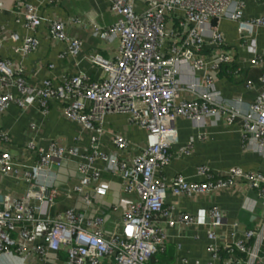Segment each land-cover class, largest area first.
<instances>
[{
  "label": "built area",
  "instance_id": "2783aa9c",
  "mask_svg": "<svg viewBox=\"0 0 264 264\" xmlns=\"http://www.w3.org/2000/svg\"><path fill=\"white\" fill-rule=\"evenodd\" d=\"M136 1L144 2L147 9L138 13ZM15 2L18 9L23 10L28 30L36 31L46 21L52 40L67 43L71 55L80 53L83 42L67 34L65 22L45 19L26 0ZM244 7L245 0H113L111 10L117 15L116 21L105 27L94 23L93 31L101 37L118 36L120 47L114 59L99 54L89 56V60L104 72L98 80L87 74L67 75L56 84L46 79L42 86H32L20 68L16 69L11 60L0 57V113L13 103L24 105L22 99L12 93L16 88L22 95L36 98L43 113H47L51 101H60L68 118L95 132L91 137V151L85 154L76 147L65 148L57 143H51L48 150L29 143L28 148L37 156L31 166L17 162L9 151L0 150L3 174H22L33 186L42 182L39 186L41 197L34 205H29L25 197L3 196L0 264L5 261L28 264L32 258L37 264H149L155 254L167 248L168 234L159 225V219L170 227L176 223L185 226L200 223L186 212H179L175 217V207L166 201L169 191L174 195H193L233 188L239 183L247 184L256 193L254 198L247 199L244 207L255 213L260 209V223L245 229L233 223L227 232L223 230L228 226L225 212L212 207L207 223V250L212 259L206 264H264L263 172L233 167L216 174L201 166L198 169L203 177L201 181L177 175L167 182L162 175L163 168L172 160L170 150L177 142L179 115L197 121L210 115H224L228 122L241 118L245 149L258 151L264 157V72L259 77L262 90L248 111L218 101L216 93L208 90L213 87L220 67L234 60L217 22L223 17L237 21L244 44L255 27H264V16L245 19ZM10 38L15 42L19 40L17 33H12ZM38 43L34 35H29L21 50L30 53ZM206 49L212 52L210 60L203 56ZM183 62L196 72H204L207 90L200 92L197 84L186 88L180 83L178 70ZM252 64L264 69V52L257 53ZM181 90L196 93L197 98L181 99ZM108 113H127L133 123L148 131V145L131 163L100 148L102 125ZM9 139V133L1 130L0 141L6 143ZM114 143L119 151L129 146L128 140L121 135L115 136ZM183 153L189 154L188 150ZM71 158H78L81 177L73 191L83 194L87 208L93 206L96 195L105 194L99 186L104 170L120 176L122 190L130 198L110 210L111 214H121L114 229L106 228L110 214L98 211L91 214L75 207L63 212L52 211L58 193L56 190L50 196L47 193L56 177L53 169L62 167ZM98 160L105 162V169L97 166ZM88 187H92L89 192L86 191ZM179 264L204 263L200 260L190 263L182 258Z\"/></svg>",
  "mask_w": 264,
  "mask_h": 264
},
{
  "label": "crops",
  "instance_id": "0c3cea01",
  "mask_svg": "<svg viewBox=\"0 0 264 264\" xmlns=\"http://www.w3.org/2000/svg\"><path fill=\"white\" fill-rule=\"evenodd\" d=\"M45 19H58L66 23V32L70 37H77L83 42L78 55L69 54L68 44L54 41L49 37V25L45 21L36 31L26 28L23 10H19L15 0H0V57L12 61L16 69H21L24 78L32 86H42L43 81L50 79L58 83L64 76L87 74L98 80L104 76L101 67L89 60V56L99 54L106 59H114L120 47L118 36L101 37L93 31L94 23L105 27L117 19L111 10L113 0H26ZM138 13L147 9L142 1H136ZM264 16V0H245L244 18L253 19ZM78 20L79 22L74 21ZM171 22V21H170ZM172 22L169 24L171 26ZM226 42V48L232 52L235 68L231 76H219L214 80L213 87L207 85L204 72H196L188 63H180L178 79L186 88L197 84L198 91L209 88L215 92L216 98L222 103L234 104L243 111H248L257 93L262 90L259 82L261 68L252 64L257 53L264 52V27H255L248 37V42H242V34L237 21L223 17L218 22ZM17 33L18 41L10 38ZM34 35L39 43L30 53H24L21 47L27 36ZM15 48L19 50L16 51ZM212 52H204L203 56L211 59ZM53 65V67H50ZM197 91V92H198ZM15 97L21 98L24 105L13 103L3 113H0V131H7L10 139L6 143L0 141V150L9 151L15 160L27 166L36 161V153L28 148L34 142L37 148L48 150L51 143L62 147H76L80 153L91 151V137L95 135L93 129L85 124L68 118L63 111L60 101H51L47 113H43L39 103L32 95H22L16 88L12 89ZM199 93V92H198ZM180 98L193 99L197 94L188 90L180 91ZM241 100L238 103V100ZM103 132L100 135V148L111 154H116L121 160L131 163L148 145V131L130 120L127 113H108L104 117ZM178 132L177 142L173 144L170 153L171 162L163 168L162 175L170 182L175 176L182 175L190 181H201L198 174L201 166H206L214 173L220 174L233 167H240L245 171H261L264 173V157L260 152L245 149L243 141V125L241 118L228 122L226 116H207L201 121L179 115L176 119ZM116 135L125 137L129 146L119 151L114 143ZM188 150L189 154L183 153ZM78 158H71L60 168H54L56 177L48 188L49 196L58 191L53 207L54 212H63L70 207L79 211L95 213L96 211L111 215L106 228L112 230L120 213H112L113 206L119 205L130 197L122 190V180L104 170L99 182L105 194L96 195L93 206L87 208L83 194L73 191V187L80 182L77 169ZM97 166L105 169L104 161L98 160ZM39 182L36 186L29 185L22 174L5 175L0 171V207L5 195L25 197L29 205L38 203L42 190ZM92 187L86 189L91 191ZM256 193L245 183H239L233 188H219L208 193H194L193 195H174L167 193V203L175 207V217L179 212L190 213L200 222L185 226L176 223L174 227L158 220L159 225L166 229L168 243L164 264H179L182 258L190 263L200 260L206 264L211 261V254L207 250V232L210 221L209 210L218 207L227 216V224L223 230L229 231L233 223H239V228L256 227L260 223V209L255 211L244 207L248 198H254ZM109 208V210H108ZM102 209V210H99ZM242 238V235H238ZM21 262V261H20ZM28 264H37L32 258ZM4 264H19L5 261Z\"/></svg>",
  "mask_w": 264,
  "mask_h": 264
},
{
  "label": "trees",
  "instance_id": "16d2710c",
  "mask_svg": "<svg viewBox=\"0 0 264 264\" xmlns=\"http://www.w3.org/2000/svg\"><path fill=\"white\" fill-rule=\"evenodd\" d=\"M210 49H206L204 50V52H209ZM234 70L235 68L232 66V63H225L220 67L219 70V76H231L232 74H234ZM261 74L264 72V69H261ZM167 249V248H166ZM262 250L264 251V243L262 245ZM164 254H166V252H158L157 254H155L149 261V264H164ZM64 253H62V256L64 257Z\"/></svg>",
  "mask_w": 264,
  "mask_h": 264
},
{
  "label": "rangeland",
  "instance_id": "374dc122",
  "mask_svg": "<svg viewBox=\"0 0 264 264\" xmlns=\"http://www.w3.org/2000/svg\"><path fill=\"white\" fill-rule=\"evenodd\" d=\"M250 226V228H251V225H249Z\"/></svg>",
  "mask_w": 264,
  "mask_h": 264
}]
</instances>
